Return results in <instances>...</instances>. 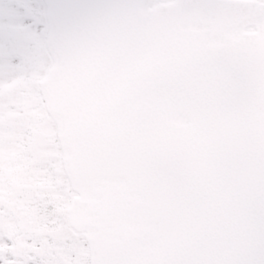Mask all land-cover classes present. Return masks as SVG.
I'll list each match as a JSON object with an SVG mask.
<instances>
[{"label":"snow or ice","instance_id":"1","mask_svg":"<svg viewBox=\"0 0 264 264\" xmlns=\"http://www.w3.org/2000/svg\"><path fill=\"white\" fill-rule=\"evenodd\" d=\"M0 264H264V0H0Z\"/></svg>","mask_w":264,"mask_h":264},{"label":"rangeland","instance_id":"2","mask_svg":"<svg viewBox=\"0 0 264 264\" xmlns=\"http://www.w3.org/2000/svg\"><path fill=\"white\" fill-rule=\"evenodd\" d=\"M5 159H6V164H7V171L12 177V182L18 183L20 180V177L16 175L18 171V164H17L18 154L14 148H11L8 150V153Z\"/></svg>","mask_w":264,"mask_h":264}]
</instances>
